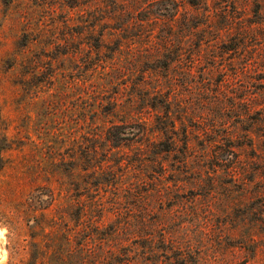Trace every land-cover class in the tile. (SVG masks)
<instances>
[{"label":"rangeland","instance_id":"rangeland-1","mask_svg":"<svg viewBox=\"0 0 264 264\" xmlns=\"http://www.w3.org/2000/svg\"><path fill=\"white\" fill-rule=\"evenodd\" d=\"M0 264H264V0H0Z\"/></svg>","mask_w":264,"mask_h":264},{"label":"trees","instance_id":"trees-1","mask_svg":"<svg viewBox=\"0 0 264 264\" xmlns=\"http://www.w3.org/2000/svg\"><path fill=\"white\" fill-rule=\"evenodd\" d=\"M168 123L166 122H160V124H158V126L156 125L157 127V130L162 132L164 135L167 133V130L169 129V127H171L173 124L171 122V120H166ZM157 150H160V151H167L170 149V145L166 142H156L153 144Z\"/></svg>","mask_w":264,"mask_h":264}]
</instances>
